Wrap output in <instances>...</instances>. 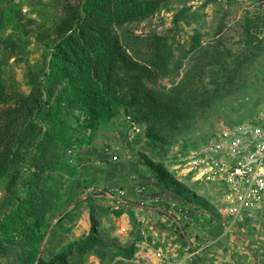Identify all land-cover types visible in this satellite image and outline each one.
Segmentation results:
<instances>
[{"label":"trees","instance_id":"16d2710c","mask_svg":"<svg viewBox=\"0 0 264 264\" xmlns=\"http://www.w3.org/2000/svg\"><path fill=\"white\" fill-rule=\"evenodd\" d=\"M188 1L64 0L50 25L30 18L28 22L36 25L28 28L19 3L0 0V184L5 189L0 198V260L84 264L94 256L100 264H134L144 239L132 211L135 206L121 203L129 207L133 224L123 241L113 234L115 225L105 227L103 218L113 223L112 217L124 209L93 200L89 205L92 233L62 246L50 259H43V252L37 257L51 225L49 216L77 170L69 161V150L76 153L75 148L85 144L81 131L89 129L88 138L93 139L103 121L119 116L122 108L132 112L138 122L148 125L151 147L145 160L155 171L160 192L168 189L178 194L183 183L162 161L167 131L189 130L224 96L246 89L251 69L258 63L263 64L258 72L264 81L263 9L259 6L244 15L243 45L233 48L223 41L222 21L202 44L204 10L211 0L197 9ZM173 3H178L173 34L136 31L135 25ZM184 26H192L189 40H177ZM31 37L43 51L35 67L28 62L26 93L3 75V68L13 57L25 59ZM165 78L172 79L170 86L159 83ZM261 89L263 97L264 84ZM192 200L209 210V201L202 196L194 195ZM71 214L72 210L66 216Z\"/></svg>","mask_w":264,"mask_h":264},{"label":"rangeland","instance_id":"374dc122","mask_svg":"<svg viewBox=\"0 0 264 264\" xmlns=\"http://www.w3.org/2000/svg\"><path fill=\"white\" fill-rule=\"evenodd\" d=\"M13 1L19 3L21 14L24 17L23 22L28 25V28H33L36 24L28 22V19L34 18L39 24L46 23L50 25L51 18L59 12L64 0ZM190 1L187 2V5H190ZM204 1L205 0H203V2ZM177 5L178 3H173L171 8L162 9L146 20L138 23L134 26L136 31L140 33L158 31L161 33L169 32L173 34L174 31L171 30L172 18ZM259 6L263 9L262 11L264 14V3H260L259 0H211L204 10L206 14V24L202 28L204 32V36L201 39L202 44H206L210 37L214 35L217 25L222 21L223 27L221 35L224 43L233 48L242 47L244 33L241 23L243 17L249 12L257 10ZM192 7L194 9L199 8V6ZM10 30V27L6 28L1 34L5 36ZM191 33L192 26H184L183 29L176 34V39L180 41L189 40ZM42 51L43 48L37 42L36 38L31 37L26 54L24 55L25 59L18 60L16 57L11 58L3 68V75L11 77L12 80H10V82L19 90L26 93L29 92L30 84L26 76L27 65L29 62L32 67H35L42 59ZM262 65L263 64L258 63L251 69L253 76H251L248 84L249 86L246 89L224 96L211 110L199 118L189 130L182 133L173 132L171 134L167 131V134L164 136L166 140L164 142L165 146L161 149L164 153L162 161L166 168L172 172L174 177L183 183V186L178 188V194L168 189L163 190L164 192H160L159 189L161 187L158 186L156 182L155 171L147 165L145 160V155H150L149 148L151 145H149L150 147L148 146L149 143L146 137H131L129 125L124 118L125 115L131 114L132 112L122 108L119 116L111 120L103 121L95 132L93 139H89V129L84 132L81 131L80 134L83 135V142H85V144H82L81 147H76V155L69 157V161L77 166V170L75 174L70 176L64 189L63 198L56 211L49 216V221L51 223L55 222L42 251L43 259L47 260L52 258L62 246L92 233L93 226L90 218L89 206L91 200L112 209H124L121 215L112 217L111 221H113V223H110L106 218H103V221L105 222V227L108 228L114 224L115 229L113 230V234L118 235L123 241L126 240L130 231L133 229V224L127 210L129 207L121 204L129 202H122L121 199L140 203L144 198L135 193L138 199L132 200V198L135 197L131 195L132 190L134 189L133 191L135 192L138 185H144L147 191V201L143 209H147L151 203H160L164 209L178 212V210L172 206V203L175 202L179 205H184L187 209L188 216L191 215V213L194 215L193 213L195 212L199 214L211 212L192 200L194 195H197L211 202L215 207L214 212H216V214L220 217H226L225 204L221 200V195L217 188L214 185L201 184L193 181L190 175L186 174L183 169V164L185 158L204 143L205 137H209L221 125H232L242 121L250 116L251 112L256 109L262 97L261 87L264 84L261 78L262 73L258 72L259 69L260 71L263 70ZM180 78L181 74L177 77V80ZM159 83L161 85L170 86L172 79L165 78L160 80ZM140 124L145 132H147L148 125L146 123ZM104 146H110L111 148L119 146L120 160L118 162L112 161L109 155L105 153ZM159 148L160 147H156V150L158 151ZM151 156L155 157L152 154ZM99 160L101 163L97 162ZM100 165H109V175H112L111 170H113L114 167L118 169L117 166L119 165H124L123 167L127 172L121 173L118 171L117 175H121L122 182L120 180V182L114 184L110 182V179L105 178ZM161 176L160 172L158 177ZM118 189H124L125 193L121 194L118 192ZM109 190H114L112 195H106L105 192ZM4 193L5 189L3 185L0 184V198ZM81 195H83V198L73 207L71 216H66L68 212L65 213V211L73 205ZM129 197L132 198L130 199ZM156 197H159L158 201L154 200ZM188 205L191 208H189ZM139 208L140 207L136 206L132 208L137 220L141 215L146 216L145 210H140ZM262 217L254 214L252 218H246V220L244 218L242 221V229L244 228L245 234L249 235V239H252L251 241L257 239L256 234L253 236L250 235H252L251 233H255V229L258 228V223L264 221V214ZM206 223L207 222L199 221L198 226H204ZM139 224L144 235V228L147 226V223L142 224L139 222ZM122 226H127V230L121 231ZM88 228L89 233L85 234ZM178 233L181 237L180 232ZM199 238L200 237H198V240ZM236 238H238V236ZM239 239H242V236L239 237ZM241 241H244V239ZM244 248H247V246ZM239 254L244 256L246 252H239ZM242 256L239 258L240 260L238 263H242V259L244 258ZM133 263L135 264L134 261ZM0 264L10 263L2 259L0 260ZM84 264H100V260L94 256H89L86 261H84Z\"/></svg>","mask_w":264,"mask_h":264},{"label":"built area","instance_id":"2783aa9c","mask_svg":"<svg viewBox=\"0 0 264 264\" xmlns=\"http://www.w3.org/2000/svg\"><path fill=\"white\" fill-rule=\"evenodd\" d=\"M264 3V0H259ZM203 0H191L190 6H200ZM131 137L145 138L146 132L138 120L131 114L125 115ZM109 158L118 162L120 148L104 146ZM69 153L75 155L74 149ZM101 163V161H97ZM186 174L193 181L201 184L214 185L225 204L230 223L234 224L245 215L264 214V94L256 111L242 121L232 125H221L205 143L188 155L183 164ZM109 190L106 195H112ZM121 194L124 189H118ZM138 196L144 198L140 204L147 201V191L144 185L135 189ZM155 201L159 197L154 198ZM178 213L187 215L184 205L172 203ZM142 224L148 222L147 216H139ZM122 226L121 231H126ZM197 251L192 249L183 255H173L163 247L153 251L150 264H196L194 258ZM135 264H144L142 260H134Z\"/></svg>","mask_w":264,"mask_h":264},{"label":"crops","instance_id":"0c3cea01","mask_svg":"<svg viewBox=\"0 0 264 264\" xmlns=\"http://www.w3.org/2000/svg\"><path fill=\"white\" fill-rule=\"evenodd\" d=\"M123 166H117L118 169L114 167L111 170L112 175H109V165H103L100 168L105 178L116 184L121 180V175H117V172H127ZM133 190L131 195L135 198H129L137 200ZM208 203L211 212L204 214L195 212L194 215L191 213L189 216L166 210L160 203H151L147 209H143V206L139 208L145 210L148 222L144 228V239L139 244L135 260L139 259L145 264H150L154 249L163 247L173 255H183L187 251L195 249L198 252L194 258L196 264H264V221L258 223L255 233H251L250 236L257 235V239L251 241L252 239H249V235L245 234L241 225L244 218L245 220L252 218L254 214L245 215L236 223L231 224L228 215L220 217L214 212L213 204ZM188 207L191 208L189 205ZM255 215L262 217L263 213L259 212ZM199 221L207 223L204 226H198ZM178 232H181L183 236L180 237ZM88 233L89 228L85 234ZM237 236L238 238H236ZM241 236L242 239H239ZM198 237H200L199 240ZM243 239L244 241H241ZM245 246L247 248H244ZM244 251L246 252L244 256L239 254ZM241 256L244 257L242 263H238Z\"/></svg>","mask_w":264,"mask_h":264},{"label":"water","instance_id":"95a60500","mask_svg":"<svg viewBox=\"0 0 264 264\" xmlns=\"http://www.w3.org/2000/svg\"><path fill=\"white\" fill-rule=\"evenodd\" d=\"M82 198H83V195H81V196L77 199V201H76L73 205H71V206L65 211V213L71 211V210L73 209V207H74L78 202H80V201L82 200ZM121 201H122V202H129V203L133 204V205L136 206V207H140V208L142 207V204H140L139 202H132V201L124 200V199H121ZM54 222H55V221H54ZM54 222L51 223V225H50V227H49V230H48L47 233H46V236H45V238H44V240H43V242H42L41 249H40V251H39V254H38L37 259H39L40 256H41V254H42V250H43V248L45 247L46 241H47V239H48V237H49V235H50V233H51V230H52V228H53Z\"/></svg>","mask_w":264,"mask_h":264}]
</instances>
